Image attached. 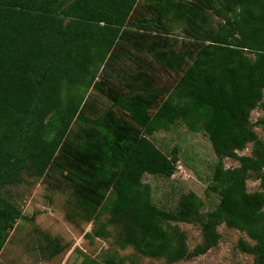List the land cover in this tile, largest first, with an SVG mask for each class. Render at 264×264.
Returning <instances> with one entry per match:
<instances>
[{"label":"trees","instance_id":"16d2710c","mask_svg":"<svg viewBox=\"0 0 264 264\" xmlns=\"http://www.w3.org/2000/svg\"><path fill=\"white\" fill-rule=\"evenodd\" d=\"M143 1L141 10V0H0V251L22 219L2 189L58 164L94 223L110 214L122 249L169 264L190 260L218 245L225 224L247 234L254 243L240 240L239 249L264 264V140L251 121L264 110V0ZM176 29L189 38L181 45ZM123 42L136 46L124 50ZM133 49L178 74L175 85L100 78L109 59ZM135 60L157 85L154 65ZM101 100L106 109L88 116ZM75 123L88 128L73 141ZM178 126L205 133L217 157L206 188L219 197L212 210L194 192L156 202L144 182L178 172V149L167 154L153 142ZM249 146L250 155L239 154ZM227 159L239 165L226 168ZM252 177L261 191L248 190ZM181 222L201 226L203 243L193 251ZM105 225L93 229L97 237L110 235ZM44 239L49 258L63 251ZM104 264L124 263L110 257Z\"/></svg>","mask_w":264,"mask_h":264},{"label":"rangeland","instance_id":"374dc122","mask_svg":"<svg viewBox=\"0 0 264 264\" xmlns=\"http://www.w3.org/2000/svg\"><path fill=\"white\" fill-rule=\"evenodd\" d=\"M140 5L141 10L144 9L143 0L139 3ZM212 24H219L217 17L216 21L215 18L213 19ZM187 39H189L187 34H183L178 29L174 31L173 40H177L179 45ZM130 46H136V44L123 42L122 49L129 50ZM143 46L146 45L143 44ZM160 46L162 44H158L157 48ZM131 53L134 55L133 58L130 57ZM145 54L133 49L127 58L119 56L114 61L109 59L110 70L101 69L100 78H106L111 84L114 81L118 82L122 86L130 82L135 84L136 81L138 86L141 81L144 85L142 88L147 89H155L157 86L170 89L174 86L178 74L155 66L152 63L154 56L148 54V58H144L147 55ZM135 56L147 59L154 65L156 72L152 71V74L158 78L157 85L152 83L154 79L143 75L141 65L136 63ZM145 71L151 72L149 69ZM114 76H118L119 80H114ZM142 77L144 80L141 79ZM97 102L94 109L96 112L88 116H95L99 106L102 105L106 109L105 105H108L105 100ZM102 112L103 110L99 114ZM260 119L264 120V110L253 111L251 121L254 123V129L264 140V124L256 125ZM87 128L88 126L84 123H75L68 138L75 141L76 134H81ZM153 142L167 154L177 148L180 156L178 172L171 179L145 175L144 182L151 184L155 201L159 203L169 201L174 204L181 193L194 192L205 202V211L214 209L219 202V197L207 196L206 188L211 184L213 166L217 157L207 135L203 132L191 134L185 127L178 126L169 133L156 134ZM251 148L249 146L239 154L250 155ZM60 164L63 165L64 162L61 161ZM238 165L239 163L235 160H225L226 168ZM66 174L65 168L57 164L42 177H30L24 174L21 182L7 185L2 189V195L21 211L22 219L18 220L14 230L9 232L7 241L0 251V264H104L110 257L124 264H169L164 259H153L138 254L132 247L122 249L117 236L119 229L109 223V213L100 215V223L106 224L104 230L110 235L105 239L101 236L97 237L93 229L99 228L100 223H94L93 216L86 212L75 196V190ZM248 190L261 191L260 182L252 177L248 181ZM179 227L187 234V245L190 251L203 243L199 223L181 222ZM218 232L221 237L216 247L206 254L173 264H254V257L242 252L238 247L240 240L254 243L246 233L231 229L225 224L219 227ZM44 236L55 239L59 248L63 247V251L49 258L43 250V246L46 245Z\"/></svg>","mask_w":264,"mask_h":264}]
</instances>
